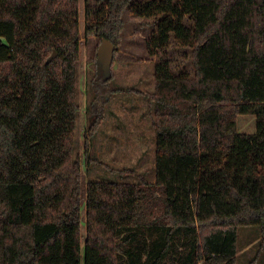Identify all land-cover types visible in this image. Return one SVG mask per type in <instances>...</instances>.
<instances>
[{
  "label": "trees",
  "instance_id": "obj_1",
  "mask_svg": "<svg viewBox=\"0 0 264 264\" xmlns=\"http://www.w3.org/2000/svg\"><path fill=\"white\" fill-rule=\"evenodd\" d=\"M131 3L106 0L94 20L85 5L81 34L80 0H0V264H236L240 227L260 234L248 264L264 254V0L158 2L149 48L174 36L194 75L154 65V182L90 181L83 195L79 47L107 39L115 58ZM247 114L255 132L240 133Z\"/></svg>",
  "mask_w": 264,
  "mask_h": 264
},
{
  "label": "rangeland",
  "instance_id": "obj_2",
  "mask_svg": "<svg viewBox=\"0 0 264 264\" xmlns=\"http://www.w3.org/2000/svg\"><path fill=\"white\" fill-rule=\"evenodd\" d=\"M161 1L132 0L124 12L121 42L112 64V78L107 83L100 82L96 70L98 38L91 36L81 40L76 73L80 107L74 156L81 162L83 195L90 181L136 183L142 175L154 182L155 131L152 108L145 96L154 90V65L167 62L175 76L194 75L192 49L174 36L165 49L151 51L149 48L150 39L157 34L158 24L164 18V15L150 17L149 13ZM105 2L80 0L81 34L88 22L84 18L85 5L91 8L94 15L91 20H94ZM184 23L192 24L189 15L184 17ZM117 90L119 92H114ZM96 116L102 119L88 142L89 156L93 160L88 165L84 160V135ZM237 128L244 134L255 132V115H239ZM84 232L82 222V235ZM238 233L236 264H248L256 257L260 234L256 227H240ZM251 264H264V254L261 252Z\"/></svg>",
  "mask_w": 264,
  "mask_h": 264
},
{
  "label": "water",
  "instance_id": "obj_3",
  "mask_svg": "<svg viewBox=\"0 0 264 264\" xmlns=\"http://www.w3.org/2000/svg\"><path fill=\"white\" fill-rule=\"evenodd\" d=\"M114 51L115 47L109 40H101L96 51V70L97 74H99L103 79H108L111 75ZM55 56L56 54L54 52L47 62L52 61Z\"/></svg>",
  "mask_w": 264,
  "mask_h": 264
}]
</instances>
